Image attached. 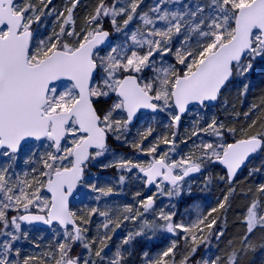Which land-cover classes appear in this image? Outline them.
<instances>
[{
  "label": "snow or ice",
  "instance_id": "1",
  "mask_svg": "<svg viewBox=\"0 0 264 264\" xmlns=\"http://www.w3.org/2000/svg\"><path fill=\"white\" fill-rule=\"evenodd\" d=\"M142 2L113 0L108 4L99 0L77 31L74 12L80 0H66L59 13L49 8L52 0H0V156L8 161L0 166V264H31L33 260L39 264H128L133 242L144 237L158 243V234L180 237L187 250L177 261L178 242L173 239L156 256L143 251L142 264H189L197 242H208L204 228L216 223L208 216L217 209L185 224L174 220V205L167 211L164 206L157 208L158 196L171 200L183 195L186 177L219 164L226 169L220 179L230 185L219 204L224 209L235 192L233 180L238 171L250 157L264 152V131L249 134L245 130L239 139L228 143L225 133L235 134L236 129L226 128L212 116L204 127L200 126L203 117L193 121L188 138L200 139L188 154H176L181 119L193 112L190 106L206 109L231 86L246 96L252 74L257 68L264 73V0H196L187 4L184 0H154L147 11L138 14ZM49 15H55L58 28L44 38L34 37L33 25H40ZM121 16L124 19L118 23ZM105 18L118 33L134 19L139 23L123 43L112 45L110 33L104 29ZM177 36L182 38L173 48ZM169 54L172 63L164 59ZM146 69L152 73L150 77L144 75ZM257 108L264 112V101L252 105L245 117ZM146 112L153 114L147 117L153 122L161 114L168 121L163 125L168 131L158 133L147 145L144 141L156 131L153 124L137 128L135 137L128 138L134 121L139 124ZM255 124L253 120L249 127ZM202 134L215 139L204 140ZM110 137L148 159L113 153L100 168H116L120 185L129 179L125 173L135 169L133 179L144 189L155 191L138 200L135 210L130 205L105 204L73 211L70 199L78 188L96 194L93 199L97 204L101 197L114 194L112 186L100 187L85 179L89 166L110 152ZM33 141L45 148L38 156L39 166L13 180L9 171L22 146L28 148ZM161 144L168 147L161 149ZM256 171L259 169H250L249 175ZM212 182L209 174L204 189ZM255 191L259 195L245 211V234L239 247L223 258L225 264H240L242 257L254 250L250 239L254 231H264V183ZM10 212L16 214L10 216ZM149 214L152 219L147 218ZM93 216L103 219L96 235L89 237L87 226ZM137 221L136 229L108 255L107 241L116 229ZM22 224L56 225L60 242L42 256L21 257L16 244L28 238ZM223 234L217 232V240ZM77 244L87 255H72ZM220 260L216 257L197 264H220Z\"/></svg>",
  "mask_w": 264,
  "mask_h": 264
},
{
  "label": "rangeland",
  "instance_id": "2",
  "mask_svg": "<svg viewBox=\"0 0 264 264\" xmlns=\"http://www.w3.org/2000/svg\"><path fill=\"white\" fill-rule=\"evenodd\" d=\"M56 1L58 0H52V4L49 5V8H55L56 12L59 13L60 11L64 10L65 8L64 5L66 4L65 3L66 0L62 1L61 3L62 5H59V2ZM81 1L82 0H80V2ZM195 2L196 0H184L185 4L195 3ZM153 3L154 0H143V2L139 5V8L137 10L138 14L140 12L147 11ZM166 7L175 9L176 7H182V5L180 6L166 5ZM123 19H124L123 16L118 17V23L122 22ZM138 23L139 22L136 19H134L127 26V28L123 29V31L119 33L115 31V39L112 45L123 43L126 40V34L134 30ZM54 27L58 28V25L56 24L55 15H49L43 17L40 25H36V24L33 25L34 37L44 38L47 35H51ZM181 38L182 37L180 36L174 38L172 42L173 48H175L178 45ZM164 59L169 63L174 62L170 54L169 56L164 57ZM144 75L150 77L152 73L146 69ZM214 111H215L214 107L213 108L207 107L206 109H199L196 107L193 108V112L191 114L188 113L183 118L179 126L178 135L176 137L178 143V148L176 149L177 156L188 154L192 150L194 142H198V139H200L197 137H191L190 139L188 138L193 127V121L197 120L199 117H203L204 119L201 122L200 126L204 127L206 126L207 122L211 119V117L214 116L215 113ZM149 116L151 115L144 114L145 118L142 119L139 124H136L133 127L132 133H130L128 136L129 140H132L135 137V132L137 128L142 129L143 127H146L149 124H153L156 128V131L153 132L152 136L148 137V140L144 141L145 145H147L149 141H151L153 137H155L158 133H163L165 131H168L163 127V125L168 122L167 118L163 114H161L160 119L155 122L147 119V117ZM201 138L204 140L215 139L214 137L204 136L203 134L201 135ZM184 139H187V143H180V141ZM112 140L115 146L109 144L110 152L108 153V155L106 157L100 158L97 161H94L93 164L89 166L85 174V179L89 182L97 183V185L100 187L112 186L114 188V194L107 197H101L99 204H97V202L93 199V197L96 194L91 193L90 190L87 188H79L80 190L77 196L72 201L73 211H77L79 213L81 209H86L88 207H93V206L103 207L105 204H109L110 206H115L120 208H122L124 205H130L135 210L138 207L137 204L138 200L143 199L144 197L152 194L155 191V189H153L150 192L146 191V189H144L140 183H138L135 179H133V174L136 171L135 169H133L132 173H125V175L129 177V179L124 185H120L119 184L120 173L117 171L116 168H114L115 170L113 171V173L106 172V170L111 169V167L105 169L100 168L99 166L100 163L101 162L106 163L109 160H111L113 153L124 158L139 159V160L148 159V157L146 156H141L138 153L131 151L129 149V146L125 142L117 141L113 138ZM39 143L40 142L30 143V146L28 148L25 147L22 148L21 152L18 154V157L12 169L9 171V175L13 178V180L17 179L19 176H22L25 172H31V169L33 167L39 166L38 156L45 151L44 147H39ZM160 147L161 149H165L168 146L161 144ZM33 153H35L36 155L34 156ZM30 160L35 161V163L27 162ZM7 163H8L7 158L0 156V166L6 165ZM212 166L214 167V165ZM213 167H210L208 171L204 168L199 175L186 180L184 182L185 188L183 195L179 197H174L171 200H169V198L166 196L164 197L158 196L156 201L157 208L164 206L165 210L167 211L169 208H171L174 205L173 210L176 211V216L174 217V220L178 222H183L185 224H189L192 221H195L198 215L207 216L208 212L212 208H216L218 210V208L213 203L211 197L209 196H205V197L203 196L199 198L196 197L197 194L200 193V191L202 192V190H204V184L206 181V177L208 176L207 175L208 172H212V171L217 172L219 173L220 176H222L221 173L213 169ZM223 176H225V174ZM261 183H264V174H260L257 183L254 184V187L257 188V186ZM189 185L191 186L190 195L188 194ZM138 191L142 192V195L140 197L135 196V193ZM217 212L218 211L213 212L211 216H208V220L215 218L217 221V216H216ZM10 213H9L10 216L16 214L14 212H10ZM147 218L152 219L151 214H149ZM102 219L103 218L98 216L91 217V224L87 226L89 237H93L96 235L97 225L102 222ZM216 223L211 228H204L205 238L208 242H201V241L197 242L198 247L195 254L199 253L198 258L195 261H192V258L195 256L193 255L189 260V264H197V262H202L204 260H212V255L214 254V251L217 249V243L219 242L215 234L221 231L220 229L215 228ZM138 224L139 221H137L135 224L132 222L123 223L121 227L116 229L115 233L112 234V239L110 241H107L108 247L105 249V252L108 255H112L113 254L112 249L115 251L116 247L122 242V240L126 237L128 232L134 231ZM57 227L58 226L49 230H41L32 226H25L22 224L23 230L26 231L28 234V238L26 240H21L16 244V247L20 248L21 257L42 256L43 254L49 251H54L56 245L60 242V240L57 238V232L54 231V229ZM201 227H203V225ZM208 233H211V236H208L207 235ZM158 236L160 237L158 243H151L148 240H146L144 237H138L132 244L131 247L132 254L128 258V264H142L143 251L146 250L149 252V255L156 256L158 253L163 251L168 246L170 240L173 239L176 240L175 237L171 236V234H158ZM165 236H167V239L164 238ZM184 244L185 242L183 241L181 249L180 251H178V254L176 255L177 261H179L181 256L187 250ZM37 245H39V247H37ZM93 247H95V245ZM124 247L127 248L128 246L125 245ZM80 250L81 251L78 252L77 256L87 255L85 249L80 247Z\"/></svg>",
  "mask_w": 264,
  "mask_h": 264
},
{
  "label": "trees",
  "instance_id": "3",
  "mask_svg": "<svg viewBox=\"0 0 264 264\" xmlns=\"http://www.w3.org/2000/svg\"><path fill=\"white\" fill-rule=\"evenodd\" d=\"M62 1L63 0H58L56 2H59V5H62ZM98 2L99 0H82L77 5L74 12L77 31L81 28L85 17L94 11ZM106 2L111 4L113 3V0H106ZM104 29H109L115 38V30L108 19H105L104 21ZM262 101H264V73H262L259 68H257L251 76V84L246 96H241L238 88L235 86H231L223 92L219 105L214 107V116L217 122L223 123L226 128L236 129L235 134L229 132L225 133V142H235L236 139H239L241 135L245 134V130H247L249 134L264 131V127H262V125H264V112H261L259 108L251 111V115L247 118L244 115V113L250 111L252 105L262 104ZM253 120H256V124L249 127ZM109 144L115 146L112 138H110ZM129 149L134 151L131 147H129ZM210 167L213 166L208 165L205 169L208 171ZM257 168L259 171L253 172L252 175H249L250 169ZM263 168L264 152H261L252 162H250L248 167L233 183L235 192L229 196L228 203L224 209H220L219 204L223 202L225 195L229 191L230 185H228L225 180L220 179L225 172L218 166H214L213 169L219 171L222 176L217 172H208L207 175L211 174L213 182L207 190L204 189L202 192L200 191L196 196L198 198L203 196L211 197L213 203L218 208L215 228L220 229L224 234L220 237L219 242L217 243V249L214 251L212 259L221 257L220 264H225L223 258L232 251L233 247H239L240 238L245 234L246 226L243 222L245 211L251 202V199L256 195H259L255 191L256 187H254V184L257 183L260 174H264ZM114 170V168H111L107 169L106 172L113 173ZM245 193H248V195H245ZM175 239L178 242V247L176 249L177 255L178 251L181 249L183 240L180 239V237H175ZM250 239L254 245V250H250L246 256L242 257L240 264H264V247L261 246L264 244V231L257 228ZM230 241L232 242L231 244L229 243ZM80 251V246L77 244L73 246L72 255L77 256ZM114 252L115 251L112 249V253ZM198 254L199 253L195 254L192 261H195L198 258ZM31 264H39V262L33 261Z\"/></svg>",
  "mask_w": 264,
  "mask_h": 264
},
{
  "label": "water",
  "instance_id": "4",
  "mask_svg": "<svg viewBox=\"0 0 264 264\" xmlns=\"http://www.w3.org/2000/svg\"><path fill=\"white\" fill-rule=\"evenodd\" d=\"M109 33H110V35H109V38H108V42H110L111 44H112V41H113V37H112V34H111V32L109 31V30H107ZM103 47V46H102ZM219 102H220V100H218V101H216V102H214L213 104H211V105H209V107H214V106H217L218 104H219ZM190 107H195V106H190ZM147 113V112H146ZM147 114H151V113H147ZM187 114V113H186ZM185 114V115H186ZM184 115V116H185ZM183 118V117H182ZM182 120V119H181ZM135 124H136V122L134 121V126H135ZM33 142H35V141H33ZM33 142H30V143H33ZM108 144H109V141H108ZM23 147V146H22ZM0 151H2V150H0ZM260 152H258V153H256L254 156H252V157H250L249 158V162H247L246 163V165L244 166V167H242L239 171H238V173H237V175H236V177L234 178V180H233V183L237 180V178L242 174V172L247 168V166L249 165V163L259 154ZM214 165H217V166H219L220 168H222L224 171H225V173H226V169H224L223 168V166L222 165H219V164H214ZM198 173H194V174H191V175H189L188 177H186V179H188V178H191V177H194V176H196ZM79 189V188H78ZM78 189H77V192L76 193H74V197L76 196V194L78 193ZM153 189V188H152ZM152 189H147L148 191H151ZM72 200L73 199H70V207H71V202H72ZM24 225H28V224H24ZM31 226H34V227H37V228H41V229H51V228H49L48 226H46V225H42V224H33V225H31ZM54 226H56V225H53V227Z\"/></svg>",
  "mask_w": 264,
  "mask_h": 264
}]
</instances>
